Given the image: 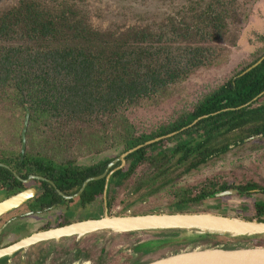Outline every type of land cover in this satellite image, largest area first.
Here are the masks:
<instances>
[{
	"label": "trees",
	"instance_id": "trees-1",
	"mask_svg": "<svg viewBox=\"0 0 264 264\" xmlns=\"http://www.w3.org/2000/svg\"><path fill=\"white\" fill-rule=\"evenodd\" d=\"M88 2L14 0L0 7V109L7 121L14 118L17 135L28 105V142L38 134L59 141L73 161L101 152L103 143L124 152L209 113L180 133L182 143L169 148L162 140L128 156L129 175L145 163L151 174L137 180L135 191L149 182L152 195L221 153L219 137L264 133V105L236 109L264 90V60L245 75L235 77L251 61L206 85L208 91L179 113L169 111L150 126L142 118L143 107L158 109L191 73L223 60L224 44L234 37L250 0H181L182 9L169 15L136 10L99 24ZM107 118L115 123L111 134ZM118 178L114 182L120 184L123 176ZM172 193V200H181L177 209L190 202V191Z\"/></svg>",
	"mask_w": 264,
	"mask_h": 264
},
{
	"label": "flooded vegetation",
	"instance_id": "flooded-vegetation-1",
	"mask_svg": "<svg viewBox=\"0 0 264 264\" xmlns=\"http://www.w3.org/2000/svg\"><path fill=\"white\" fill-rule=\"evenodd\" d=\"M102 16L107 17L106 11ZM263 56L258 60H251V64L235 77L245 75L258 67L264 60ZM246 63L238 64L234 71L236 68H243ZM260 105H264V90L236 109L246 106L257 108ZM208 116L209 113L203 114L187 126L147 140L138 146H148L163 140V145L171 148L184 140L183 135L180 136L181 132ZM13 120L12 117V122ZM106 121L111 124L108 130L111 134L116 129L115 123L110 118ZM145 125L150 126L148 123ZM23 126L19 135L16 134L14 125L12 129L9 127L15 142H6L0 136V250L21 245L43 232L53 233L54 230L73 224L102 219L106 214L135 215L152 210L171 213L209 211L213 200L231 196L252 202L249 207L255 210L253 218L264 219L263 132L249 136L231 132L223 139L219 137V144L223 146L221 153L210 155L193 170L176 176V180L172 182L174 185L162 187L158 193L150 195L147 194L151 189L149 182L135 191L140 177L151 176L146 163L140 164L132 175L127 173L130 164L128 156L134 151L124 154L133 148L119 152L116 146L103 143L105 149L101 152L79 155L71 161V151L64 150L61 142L43 140L44 135L40 134L37 135L38 140L36 137L34 141L28 142L26 134V147L23 152ZM198 131L200 134L202 129L198 128ZM53 145L59 148L57 153L53 151ZM224 159L228 162V169L224 172H208L207 166ZM228 159L231 160L227 161ZM118 176H123L120 184L114 182L119 179ZM174 190L176 193L191 192L190 202L181 206V209H177L176 205L181 200H172ZM228 191L233 193L225 194L221 198L216 196ZM17 195L26 196L20 204L7 209L4 204ZM155 195L158 197L154 198ZM164 204L167 206L163 207ZM152 206L156 207L149 210ZM141 209L144 212H139ZM87 212L90 214L87 215ZM103 235L101 232H92L74 233L59 238H37L31 244L14 251L8 262L5 257H0V264H104L106 250L102 246Z\"/></svg>",
	"mask_w": 264,
	"mask_h": 264
},
{
	"label": "rangeland",
	"instance_id": "rangeland-1",
	"mask_svg": "<svg viewBox=\"0 0 264 264\" xmlns=\"http://www.w3.org/2000/svg\"><path fill=\"white\" fill-rule=\"evenodd\" d=\"M246 8V13L243 15L238 25L234 29V37L226 45V55L223 60L217 64L209 67L200 68L185 81L180 82L172 89L171 95L159 105L158 109H153L150 105L148 108L145 106L142 108L144 114L143 120L146 123H153L159 118H167L170 112H181L185 109L187 101L191 99H198L208 91L206 85H212L224 79L233 73L234 67L238 64L249 62L260 55H264V0H250ZM14 0H0V7L5 6L8 3H12ZM185 3V0H184ZM183 3L181 0H89L87 7L91 10L92 18L95 24L101 22H108L111 19H117L116 17L122 16V13H131L138 11L151 12L159 10L158 13H163L168 10L169 13H175L182 9ZM112 7H111V6ZM101 6V7H99ZM168 7L171 9L169 10ZM107 13V17L103 18L102 14ZM141 13V12H140ZM100 17V18H99ZM184 107V108H183ZM183 108L182 110H180ZM6 112L0 109V136L4 138L6 142H15L11 129L12 118L9 117L8 121L5 118ZM10 114V113H9ZM11 116V115H10ZM11 127V129L9 128ZM260 142V141H259ZM237 156V155H236ZM228 159L227 161H230ZM226 159L216 163H211L206 168H209L208 172L213 173L217 171L226 170L228 167ZM227 166V167H226ZM228 169V168H227ZM226 172V171H225ZM211 203L212 207H209V211H217L223 213L233 214L237 217L247 218L253 217L255 210L250 209L252 202H248L247 199L241 197H227V199H215ZM167 205H163L166 207ZM156 206H152L149 210H152ZM133 209H130L132 211ZM141 209L139 212H144ZM147 210V211H149ZM154 211V210H152ZM151 212V211H150ZM87 215L90 212L86 213ZM165 237H172L169 235H157L153 236L147 233H133V234H104L102 240V246L105 248L106 260L104 264H137L146 261H150L156 258L165 257L177 252L186 251L195 247H204L205 245L183 243V244H170L165 247L157 248L151 252H144L139 250V244L152 239H161ZM101 243V242H100ZM99 244V243H98ZM90 264H94L93 262Z\"/></svg>",
	"mask_w": 264,
	"mask_h": 264
},
{
	"label": "water",
	"instance_id": "water-1",
	"mask_svg": "<svg viewBox=\"0 0 264 264\" xmlns=\"http://www.w3.org/2000/svg\"><path fill=\"white\" fill-rule=\"evenodd\" d=\"M264 59V56L262 57ZM261 59V60H262ZM260 60V61H261ZM26 116L22 130V151L26 147V134L29 126L30 108L25 105ZM135 147L126 154L137 150ZM124 162V161H123ZM232 191L216 194L221 198ZM26 195L12 197L4 206L9 209L20 204ZM53 233L43 232L21 245L0 250V257L6 262L19 247L31 244L37 238H59L69 234L101 232L103 234L147 233L169 235L139 244V250L151 252L170 244L193 243L205 245L177 252L165 257L137 264H264V220L241 218L233 214L217 211L199 212H148L117 216L105 215L102 219L87 220L80 224L57 229Z\"/></svg>",
	"mask_w": 264,
	"mask_h": 264
}]
</instances>
